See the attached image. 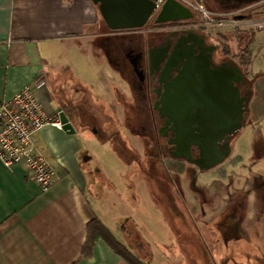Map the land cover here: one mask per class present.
I'll return each instance as SVG.
<instances>
[{
    "label": "crops",
    "instance_id": "crops-1",
    "mask_svg": "<svg viewBox=\"0 0 264 264\" xmlns=\"http://www.w3.org/2000/svg\"><path fill=\"white\" fill-rule=\"evenodd\" d=\"M200 1L210 10L226 11L219 7L218 0ZM236 17L261 20L264 10L250 9ZM127 33L126 29L110 30L91 0H0V101L28 86L47 115L62 110L74 129L67 133L61 126L48 123L32 135L36 149L55 171L54 182L45 192L25 165L6 167L0 161V264H130L103 239H97L84 254L87 224L93 219H98L133 255L154 264L151 253L162 249L161 242L152 240L149 248L151 242L141 235L143 225L131 221L125 203L123 171L130 161H117L122 173L118 177L113 173L116 150L121 154L131 146L123 142L126 125L116 117L130 114L132 96L127 87L130 74L114 67L108 55L116 37ZM193 34L198 45L207 50L212 65L235 67L242 77L246 67L250 74L245 126L251 138L248 145L236 141L244 127L231 136L230 152L221 163L223 166L233 161L223 168L224 174L219 168L218 181H227V169L244 163L245 147H249L251 168L246 170L252 179V202L239 205L237 201L245 200L244 194L231 188L230 201L221 208V213H229L231 225L227 233H212L224 248L237 245L243 258L249 255L241 254L245 252L241 245L257 243L256 254L264 259V29L201 28ZM229 36L234 39L232 53ZM84 45L92 47L95 59L92 56L90 62L97 69L95 73L67 63L76 62L72 55L82 52ZM95 47L107 62L95 54ZM243 57L245 65L240 63ZM243 85L240 80L232 82L238 98L243 95ZM117 137L120 139L115 140ZM232 140L237 142L235 148ZM242 174L236 172L235 178ZM215 192L210 190L208 197ZM205 197L207 200V194ZM161 211L176 229L178 219L171 213L172 206L162 204ZM213 221L204 219L198 226L206 227ZM174 235L177 244H184L177 229ZM209 248L202 243V250ZM177 253L174 249L170 258L176 260ZM222 256L227 260L226 254Z\"/></svg>",
    "mask_w": 264,
    "mask_h": 264
},
{
    "label": "rangeland",
    "instance_id": "rangeland-1",
    "mask_svg": "<svg viewBox=\"0 0 264 264\" xmlns=\"http://www.w3.org/2000/svg\"><path fill=\"white\" fill-rule=\"evenodd\" d=\"M214 11V10H213ZM231 36V35H230ZM228 37L230 39L229 43H231L232 48L229 49L232 53L234 46L233 37ZM84 47V48H83ZM82 48L84 49L82 52H75V55H72L76 62H67L69 65L79 67V69L87 71H92L95 73L97 69L94 67V64L91 63V57L93 56L92 47L89 48L88 45H84ZM229 48V47H228ZM95 54L99 55L102 62H107L108 60L102 55V53L95 47ZM94 57V56H93ZM95 59V57H94ZM157 59V55L155 54L153 62ZM93 60V58H92ZM107 60V61H106ZM109 68V67H108ZM78 69V70H79ZM112 74H118L115 71H111ZM244 76V86L243 92L244 95H249L251 91V79L250 74L248 73V69L244 67L243 70ZM117 78L120 79V76ZM137 96L131 97V108H134L137 102ZM174 107L173 105H168ZM117 121L125 124V117L119 115L116 117ZM138 121V120H137ZM139 122V121H138ZM246 123V120H245ZM137 124L132 126H126L124 129V133L126 135L125 139H122L123 142L128 141L131 145L127 147L126 151L123 153H119L116 150V153L113 156L116 161V167L113 168V173L116 177L122 173L117 167V161L121 159L129 160L130 165L124 169L125 172L124 178V197L125 203L129 207V217L131 221L137 223L138 225H143L140 227L141 235L144 239H146L150 248L152 247V240L160 241L162 249L160 251H152L151 255L154 257V264H264V259L256 254L258 249L257 243H244L241 251H245L241 254H248V257H241L237 250V245L228 244L226 248H224L219 240V237L214 236L212 232L227 233L229 229L228 225L230 224V218L228 216V212L221 213L224 208H221L224 205V202L230 201V189L237 188L240 192H243V196L245 200L240 199L237 203L243 204V202L251 203V196L249 195V188L252 183V179L250 177V171L246 170L247 168H251V163L247 159L249 154V147H245V161L243 164H238L232 167L231 170L227 169V173L230 177H228L227 181H218L219 171L221 170L224 174V169L228 164L232 163V159L228 161L225 165L222 166L223 163L218 164L213 167L212 172H204L202 173L198 168L190 163H184L185 170L182 173L170 172V178H165L163 180L157 179L156 175L160 177L162 174L160 167V157L162 156V152H160L156 147H150L151 142H149L144 135L139 134L137 131ZM131 127V128H130ZM250 129L244 126V131L238 136L236 139L239 142V139L244 143V145H248L250 141ZM115 140L120 139L119 137L114 138ZM162 142V141H161ZM232 140V146L235 148V143ZM233 148V149H234ZM247 148V149H246ZM153 158H148L149 156ZM120 156V157H119ZM122 156V157H121ZM169 160L168 156L165 158ZM164 159V160H165ZM139 163V164H138ZM219 168H221L219 170ZM129 171V176L128 175ZM243 173L242 175L235 178L236 172ZM152 175V179L146 176H149V173ZM213 174V176H212ZM121 177V175H120ZM154 177V178H153ZM215 177V178H214ZM147 178V179H146ZM156 180V181H155ZM154 181V182H153ZM159 181V183H158ZM157 182V183H156ZM162 182V184H161ZM245 188V191L243 190ZM216 189V192L211 197H208L209 191ZM168 191V193H167ZM163 192H166L167 197L170 200L169 203L173 204L175 201L178 203H182L184 206L185 215L181 216L179 214V228L178 233L180 234L182 243L177 244V240H175L174 235V226L172 227L167 223V219L163 216L161 211L162 209V198L159 193L162 195ZM169 194V195H168ZM207 194V200L205 197ZM205 200V205L203 202ZM245 204V203H244ZM174 205V209H176V205ZM208 206L211 208H208ZM137 210H140L137 212ZM204 212H203V211ZM205 213V214H204ZM214 215H213V214ZM140 217L139 218V215ZM176 214V213H175ZM178 217V216H177ZM191 219L189 222H195L196 228L192 236L185 237L186 223L184 219ZM204 219L214 220L213 223L209 226L202 227L198 226L199 222ZM204 223V222H203ZM193 225V223H191ZM114 231L116 228H112ZM117 231V230H116ZM116 231L114 232L117 235ZM185 235V236H184ZM190 237V238H189ZM190 242V243H189ZM189 243V244H188ZM202 243L204 245L209 244L210 248L202 250ZM190 250H189V246ZM174 246V247H173ZM172 248V249H171ZM152 249V248H150ZM174 253V249L179 251L177 253V258L175 260L170 258V251ZM240 251V250H239ZM189 253L191 256H189ZM227 255V260L223 261V256ZM222 258H220L221 256Z\"/></svg>",
    "mask_w": 264,
    "mask_h": 264
},
{
    "label": "water",
    "instance_id": "water-1",
    "mask_svg": "<svg viewBox=\"0 0 264 264\" xmlns=\"http://www.w3.org/2000/svg\"><path fill=\"white\" fill-rule=\"evenodd\" d=\"M91 1L97 5L110 30L140 28L150 19L161 23L194 17L193 12L177 0H165L154 13L152 0ZM186 40L192 43L186 44ZM193 45H197L200 52L196 53ZM202 51L194 34L178 38L166 66L169 70V65L174 63L176 74L169 84L174 94L166 97L164 104L174 105V111L167 114L174 122L177 136L174 156L183 155L189 163L205 170L228 156L231 136L245 126L248 96L243 94L238 98V91L232 87L234 81L244 83L238 69L226 64L214 66L208 62V53ZM57 111L61 128L67 133L74 132L65 113ZM190 146L197 148V158H189Z\"/></svg>",
    "mask_w": 264,
    "mask_h": 264
},
{
    "label": "flooded vegetation",
    "instance_id": "flooded-vegetation-1",
    "mask_svg": "<svg viewBox=\"0 0 264 264\" xmlns=\"http://www.w3.org/2000/svg\"><path fill=\"white\" fill-rule=\"evenodd\" d=\"M218 2L219 7L226 11L241 10L243 13L250 9L264 10V0H218ZM180 21L157 23L154 19H150L140 28L126 29L129 32L116 37L108 56L114 67L122 68L130 74L127 82L128 91L133 98L137 96L138 99L134 108L130 107V114L125 116L127 120L125 125L136 126L137 124V132L151 142L150 147H156L160 152L164 151L160 160L168 156L169 159L189 163L183 155L174 156L178 147L177 136L174 131V122L167 115L171 112L170 110L174 111V107L164 104V99L174 94L173 89L169 88L176 74L174 63L169 65V70L166 68L174 45L180 36H187L201 29L174 28V23ZM187 41L186 44H188ZM193 48L196 53L200 52L199 47L196 50L193 45ZM202 50L204 53L207 51L203 47ZM155 54L157 59L153 62ZM222 143L223 141L220 142ZM197 157V148L190 146L189 158ZM209 169L198 168L201 172Z\"/></svg>",
    "mask_w": 264,
    "mask_h": 264
},
{
    "label": "built area",
    "instance_id": "built-area-1",
    "mask_svg": "<svg viewBox=\"0 0 264 264\" xmlns=\"http://www.w3.org/2000/svg\"><path fill=\"white\" fill-rule=\"evenodd\" d=\"M153 13L159 10L165 0H152ZM187 6L194 14L190 20L174 23L178 29H231L245 27L264 29V19L237 18L241 10L213 11L200 0H177ZM126 32H129L126 30ZM51 123L60 126L58 111L47 115L41 102L28 86L23 87L11 97L0 101V161L4 166L23 164L42 192L47 191L54 182V168L38 152L32 135L44 125Z\"/></svg>",
    "mask_w": 264,
    "mask_h": 264
},
{
    "label": "trees",
    "instance_id": "trees-1",
    "mask_svg": "<svg viewBox=\"0 0 264 264\" xmlns=\"http://www.w3.org/2000/svg\"><path fill=\"white\" fill-rule=\"evenodd\" d=\"M244 61L245 60L243 57V62H240V63L245 65L247 62H244ZM148 156H149L148 158H153L150 155H148ZM159 161L161 164L160 167H161L162 174H160V177H158V175H156L157 179L158 178L160 180H163L165 178L168 179L171 177L169 175L170 172L182 173L185 170L184 162L181 160H172V159H169V160L165 159L164 160L163 159V160H159ZM147 177H149V179L150 178L152 179V175L150 173H149V176H147ZM158 183H159V181H158ZM161 184H162V182H161ZM167 193H168V191H167ZM159 195L162 198V200H161L162 204L167 205L168 208H170V206H172L173 212H171V213H174V219H178L180 221L179 214L181 216L185 215V211H184L185 205L183 204V202L180 204L177 201H175L173 204H175L177 208L174 209V205L169 203V201H171L172 199L170 200V197L168 199L166 192H163L162 195L159 193ZM178 220H176V222H177L176 228L177 229L179 228V225H180ZM186 224H187L186 227H188V229H186L187 230L185 233L186 236L185 235L184 236L185 237L192 236L191 234L194 233L196 227L194 225H192L191 222H188ZM97 239L105 240L115 252L119 253L130 264H150L148 262H144V261L140 260L138 257H136L131 252H129L127 249H125L120 243H118L116 240H114L113 236L108 231V229L98 219H93L92 221H90L87 224V236H86V240H85L84 248H83L84 254L88 253L91 250L93 244L95 243V241Z\"/></svg>",
    "mask_w": 264,
    "mask_h": 264
}]
</instances>
